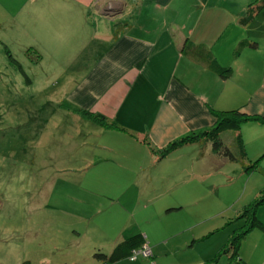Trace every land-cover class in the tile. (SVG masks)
<instances>
[{
    "label": "crops",
    "instance_id": "crops-1",
    "mask_svg": "<svg viewBox=\"0 0 264 264\" xmlns=\"http://www.w3.org/2000/svg\"><path fill=\"white\" fill-rule=\"evenodd\" d=\"M259 2L0 0V20L5 22L0 37L17 47L32 38L31 32L53 36L52 40H60L66 48L56 52L59 68L68 72L75 65L82 68L77 78L62 80L66 104L91 110L124 128L105 129L67 109L65 113H73L85 122L87 131L96 134L97 140L90 143L93 148H107L102 150L107 155L91 153L94 165L107 163L115 176L139 177L141 166L157 162L160 167L167 158L177 157L181 160L177 171L207 176L219 165L217 161L224 160L212 153L210 145L184 146L157 161L139 138L146 136L154 147L161 148L209 129L214 124L212 109L264 114V58L256 57L260 42L264 46V5L249 21L245 19L247 10ZM249 41L257 42V48L248 47ZM186 45L207 48L220 66L231 69L230 73L220 77L188 58L182 53ZM3 68L13 69L0 48V70ZM262 128L264 124L248 122L237 130L246 150V133L263 132ZM263 152L262 144L257 153ZM114 202L121 205L120 199ZM171 206L166 212L181 209V205ZM257 217L264 223V204L257 209ZM231 231L229 228L222 246ZM205 236H201L202 241ZM197 241L184 239L176 248L188 249ZM239 254L241 260L235 264H264V231L250 230L240 243ZM206 257L209 253L202 258L189 257L186 264H202L210 260Z\"/></svg>",
    "mask_w": 264,
    "mask_h": 264
},
{
    "label": "rangeland",
    "instance_id": "rangeland-1",
    "mask_svg": "<svg viewBox=\"0 0 264 264\" xmlns=\"http://www.w3.org/2000/svg\"><path fill=\"white\" fill-rule=\"evenodd\" d=\"M31 34L17 47L41 45L36 48L44 55L30 64L25 60L32 81L20 71L0 70V264H111L94 254H108L114 241L135 232L145 234L153 256L115 264H186L204 253L212 259L228 229L242 219L226 223L264 187V152L257 153L264 147V128L246 133L247 156L251 162L262 157L251 173L222 160L207 176H190L177 171L181 160L170 157L160 167L141 166L139 177L115 176L107 163L91 162V153L107 155V148L91 146L96 134L65 113L62 80L77 78L82 68L60 69L57 55L65 46L53 36ZM256 57L264 58L262 42ZM171 205L181 209L166 212ZM184 239L198 241L177 250Z\"/></svg>",
    "mask_w": 264,
    "mask_h": 264
},
{
    "label": "trees",
    "instance_id": "trees-1",
    "mask_svg": "<svg viewBox=\"0 0 264 264\" xmlns=\"http://www.w3.org/2000/svg\"><path fill=\"white\" fill-rule=\"evenodd\" d=\"M263 5L264 0H260L255 7L251 6L247 10L245 19L249 21L253 18ZM4 24L5 22L0 20V31L2 30ZM9 44L10 42L5 38V36L0 37V48L2 53L5 54L6 59L9 60L15 72L20 71L21 75L25 76L28 82L32 81L24 69V65L26 64L25 60L27 59V63L30 64V62L34 60V57L40 58L42 52L36 48L35 44H30L24 50ZM246 45L250 48H257V42L255 41L246 42ZM14 48H18V53H14ZM182 53L188 58L199 62L211 71H214L220 77H227L231 71L229 67L220 66L213 57L212 52L205 47L186 45L184 46ZM238 53L239 49H236L235 55ZM17 54L20 55L17 56ZM20 56H24V61L20 59ZM66 106L67 109L77 112L87 120L98 123L105 129H124L106 117L93 113L91 110H84L73 106L71 107L68 104H66ZM211 114L214 117V124L209 129L185 135L171 141L166 146L161 148L154 147L146 136L139 138V141L148 147L152 155L156 157L157 161L167 158L177 149L184 146L198 145L204 148V146L210 145L211 151L216 157L232 163L240 164L244 167V170L247 173L256 171L259 167L258 162L262 159V157L255 162H251L247 156L242 136L239 132H237V130H239L243 124L248 122H258L264 124V114L249 113L244 109H212ZM228 130L231 132L233 130L235 133L225 137V133ZM263 204L264 187L259 191L258 195L251 201V203L243 208V211L235 218V220L231 219L228 221L227 226H232L234 221L242 219V225L235 228L232 227V231L227 242L212 259L208 260L204 264H218L221 259H225L226 264H235L240 262L241 258L239 254V247L244 236L253 228L264 231V223L257 217V209ZM145 247H147L150 251V255L148 257H152L153 254L151 252L150 245H148L145 234L143 232H135L128 236H121L108 254L96 252L94 257L100 259L104 263L115 264L128 258L133 259L134 256L136 258H138V256L145 257L142 253H139ZM23 264L30 263L28 261H24Z\"/></svg>",
    "mask_w": 264,
    "mask_h": 264
},
{
    "label": "built area",
    "instance_id": "built-area-1",
    "mask_svg": "<svg viewBox=\"0 0 264 264\" xmlns=\"http://www.w3.org/2000/svg\"><path fill=\"white\" fill-rule=\"evenodd\" d=\"M139 253H142L144 256H149L150 255V251H149V249L147 247L142 249V251H140ZM133 259H136V257L134 256Z\"/></svg>",
    "mask_w": 264,
    "mask_h": 264
}]
</instances>
